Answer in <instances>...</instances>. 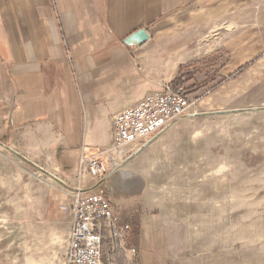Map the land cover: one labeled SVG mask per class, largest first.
<instances>
[{
	"label": "crops",
	"instance_id": "1",
	"mask_svg": "<svg viewBox=\"0 0 264 264\" xmlns=\"http://www.w3.org/2000/svg\"><path fill=\"white\" fill-rule=\"evenodd\" d=\"M141 28L145 42H124ZM163 83L198 112L83 186L113 114ZM234 113H264V0H0V264L65 256L78 187L114 207L102 232L115 264H264L255 231L209 219L224 158L210 143Z\"/></svg>",
	"mask_w": 264,
	"mask_h": 264
},
{
	"label": "built area",
	"instance_id": "2",
	"mask_svg": "<svg viewBox=\"0 0 264 264\" xmlns=\"http://www.w3.org/2000/svg\"><path fill=\"white\" fill-rule=\"evenodd\" d=\"M190 108L195 109L194 100L184 86L163 83L159 89L113 114L111 143L82 158L85 170L92 177L102 176L106 173V161L117 166L127 156L129 145L140 144L163 131ZM69 206L71 228L64 264H115L103 256V224L112 226L117 220L111 202L98 192L78 187L69 199ZM128 229V224L120 227L116 238L123 239Z\"/></svg>",
	"mask_w": 264,
	"mask_h": 264
},
{
	"label": "rangeland",
	"instance_id": "3",
	"mask_svg": "<svg viewBox=\"0 0 264 264\" xmlns=\"http://www.w3.org/2000/svg\"><path fill=\"white\" fill-rule=\"evenodd\" d=\"M190 98L194 100L195 109L188 111L197 113V101ZM223 122L224 126L217 128L216 143H210V150L214 149L224 158L219 160L223 167L219 165L217 173L208 176L209 219L212 222L225 216V230L239 226L243 236L248 231H255L258 252H261L260 248L264 246V113H234L224 117ZM1 165L9 166L3 161ZM75 176H71L73 181H76ZM96 180L88 174L82 185L87 186ZM216 211L218 216H211ZM245 241L248 240L242 237L239 244L243 245ZM104 244L105 241L103 256L106 260ZM260 259L263 260V255H258V261ZM47 264H64L63 253L47 259Z\"/></svg>",
	"mask_w": 264,
	"mask_h": 264
},
{
	"label": "water",
	"instance_id": "4",
	"mask_svg": "<svg viewBox=\"0 0 264 264\" xmlns=\"http://www.w3.org/2000/svg\"><path fill=\"white\" fill-rule=\"evenodd\" d=\"M149 35L146 31L145 28H141L139 30H136L135 32H133L132 34H130L129 36H127L125 39H124V42L128 45H140L142 44L143 42H145L147 39H148ZM5 148L11 150L8 146H5ZM52 178H54L55 180H57V178L55 176H52Z\"/></svg>",
	"mask_w": 264,
	"mask_h": 264
},
{
	"label": "trees",
	"instance_id": "5",
	"mask_svg": "<svg viewBox=\"0 0 264 264\" xmlns=\"http://www.w3.org/2000/svg\"><path fill=\"white\" fill-rule=\"evenodd\" d=\"M178 83H179V79H178V80H176L174 84H175V85H177Z\"/></svg>",
	"mask_w": 264,
	"mask_h": 264
}]
</instances>
